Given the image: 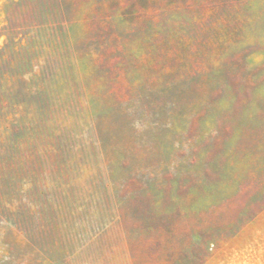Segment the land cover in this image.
Instances as JSON below:
<instances>
[{"label": "rangeland", "instance_id": "1", "mask_svg": "<svg viewBox=\"0 0 264 264\" xmlns=\"http://www.w3.org/2000/svg\"><path fill=\"white\" fill-rule=\"evenodd\" d=\"M0 264H264V0H0Z\"/></svg>", "mask_w": 264, "mask_h": 264}]
</instances>
